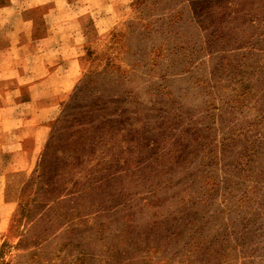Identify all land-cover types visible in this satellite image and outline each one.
<instances>
[{
    "label": "rangeland",
    "instance_id": "rangeland-1",
    "mask_svg": "<svg viewBox=\"0 0 264 264\" xmlns=\"http://www.w3.org/2000/svg\"><path fill=\"white\" fill-rule=\"evenodd\" d=\"M0 264H264V0H0Z\"/></svg>",
    "mask_w": 264,
    "mask_h": 264
}]
</instances>
